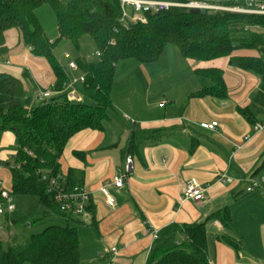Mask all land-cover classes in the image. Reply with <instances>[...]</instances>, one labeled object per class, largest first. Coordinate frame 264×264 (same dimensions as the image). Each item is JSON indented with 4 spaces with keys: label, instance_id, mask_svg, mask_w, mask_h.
<instances>
[{
    "label": "crops",
    "instance_id": "crops-1",
    "mask_svg": "<svg viewBox=\"0 0 264 264\" xmlns=\"http://www.w3.org/2000/svg\"><path fill=\"white\" fill-rule=\"evenodd\" d=\"M4 39L7 52L0 58V73L21 80L22 104L30 100V105H24L30 109L36 106L39 93L53 84L52 73L43 58L30 53L16 29L7 30ZM236 53L258 55L244 50ZM180 61L184 64L159 66L163 78H169L184 66L182 84L189 88L190 83L195 86V79L199 80L194 74L195 68L220 69L226 96L195 95L202 86L212 85L209 79L201 81L202 86L194 87L196 89L182 88L180 99L173 89H163L155 104L162 110L161 116L150 122L132 120L113 102L123 118L141 128L145 129L149 123L152 129L169 130L157 143L144 144L131 155L132 168L124 186L108 189L115 202L113 206L106 202L99 187L123 167L120 148L125 145L129 129L118 138L111 125L105 131L82 130L74 136L70 150L65 147L60 157L62 177L69 168L81 171L79 181L91 193L89 205L92 208L89 210L91 218L87 220L62 216L63 220L70 225V220L75 221L74 226L80 223L92 227L101 241L102 249L89 255L88 262L83 261L80 241L82 264H146L154 242L153 230L202 221H205L208 264H264V189L245 190L248 177H264V168L252 175L264 160V127L259 132L253 130L254 124H264V92L260 90V78L231 66L228 57ZM66 74L79 73L76 70ZM177 81L180 83V78ZM212 121L217 122L215 130L199 126L201 122ZM73 151L83 155L74 156ZM15 152L14 135L0 132V181L6 188L11 187L7 164L12 162ZM222 173L232 180L213 182L214 177ZM191 178L202 185L208 184L201 201L180 198L185 182ZM223 209L229 212L228 226H223L219 220L207 219L211 213ZM222 236L233 239L237 248L221 239ZM0 238V243L10 244L4 232ZM176 238L184 239L181 234ZM111 248H115L116 254Z\"/></svg>",
    "mask_w": 264,
    "mask_h": 264
},
{
    "label": "trees",
    "instance_id": "trees-1",
    "mask_svg": "<svg viewBox=\"0 0 264 264\" xmlns=\"http://www.w3.org/2000/svg\"><path fill=\"white\" fill-rule=\"evenodd\" d=\"M221 2L231 4L226 0ZM44 5L54 16L56 41L48 38L36 13ZM143 15L145 22L121 21L117 0H0V58L7 52L4 33L16 29L30 53L46 61L54 80L55 94L27 109L22 104L21 80L0 73V132H10L16 141L15 155L7 164L10 194L36 196L43 208L41 219L51 214L72 218L59 211L53 195L47 191L48 179L61 175L59 160L74 135L87 129L105 131L114 118L121 116L110 95L119 60L133 58L152 64L159 60L164 46L172 44L189 60L228 57L231 66L258 75L260 90L264 92V61L259 55L264 54V16L208 9L190 13L182 7ZM83 35L92 39L99 56L93 60H75L84 82L77 87L82 100L74 102L66 97L64 85L68 75L53 50L58 40H69L77 46ZM238 50L254 51L258 55H242L236 53ZM194 74L200 81L212 82L195 95L226 96L220 69L195 68ZM168 132L163 128L143 129L131 122L128 138L120 148L122 160L137 153L144 144L157 143ZM73 155L81 157L83 153L73 151ZM262 168L264 160L252 175ZM80 176V170L69 168L64 177L65 186L81 184ZM88 209L92 210L91 205ZM211 218L223 226L230 222L227 209L211 213L207 219ZM26 221L11 216L13 224ZM178 234L184 239L178 240ZM205 235V221L167 226L158 231L146 264H208ZM221 239L237 248L233 239L227 236ZM79 248L76 226L51 224L23 245L0 243V264H82Z\"/></svg>",
    "mask_w": 264,
    "mask_h": 264
},
{
    "label": "rangeland",
    "instance_id": "rangeland-1",
    "mask_svg": "<svg viewBox=\"0 0 264 264\" xmlns=\"http://www.w3.org/2000/svg\"><path fill=\"white\" fill-rule=\"evenodd\" d=\"M36 13L48 38L51 41H56L58 39V33L55 26L54 16L50 8L47 5H44L37 9ZM249 52L254 54V51ZM53 53L61 65L66 64L67 62L64 58V54L70 55L71 59L74 60L77 58L91 60L97 57L95 44L88 35L81 36L78 40L77 46L69 40H58L54 46ZM259 55L264 61V54ZM180 60H183V58L180 55L179 49L172 44L165 45L159 60L152 64H143L133 58L119 60L116 64L117 66L115 68L112 83L113 88L111 98L113 102H115V105H118L121 112L126 113L129 118H132V120L135 121L137 120L138 122L140 121L139 119L150 122L152 119L160 117L162 110L155 107V104L157 100L160 99L159 97L163 93V89H173L174 94H177L180 99L182 88L185 87L184 89L191 90L196 89L194 87L202 86V84H200L201 81H197V79H195V86L190 83L188 88L182 84V75L185 70L184 66L181 67L178 72H173L169 78L164 77L165 81L163 80V72L159 71V66H164L165 64L168 65L169 63L175 65L179 62L184 64L183 61ZM178 77L180 78V83L177 81V79H179ZM47 88L48 86L45 87V89ZM36 101L37 105L40 101L37 99ZM25 103H27L24 104L25 106L30 105V100ZM110 125L114 127L115 136L118 138L124 133V131L130 128L131 122L129 119L123 118V116L119 115L113 119ZM146 126L147 127H144L145 129H152L149 127V123H147ZM74 136L77 137L76 135ZM74 136L68 141L66 145L67 150H70L73 139L75 138ZM12 198L15 210L11 216L22 217L27 221L23 224H13L12 222L11 225H8L7 223L5 224L2 232L7 235L11 245L17 246L29 242L32 235L41 232L48 225H62L65 223L63 217L56 214H51L49 217L41 219L43 208L39 204L36 196L13 195ZM73 219L75 218L73 217ZM70 223L71 225L75 224V221L70 220ZM76 228L80 234L79 239L82 243V258L83 261H87L88 256L93 254L95 250L98 251V249H102L101 241L92 227L77 223Z\"/></svg>",
    "mask_w": 264,
    "mask_h": 264
},
{
    "label": "built area",
    "instance_id": "built-area-1",
    "mask_svg": "<svg viewBox=\"0 0 264 264\" xmlns=\"http://www.w3.org/2000/svg\"><path fill=\"white\" fill-rule=\"evenodd\" d=\"M120 4L121 21H140L145 22L143 13H156L162 10H167L170 7L182 8H198L208 9L212 11H227L231 13H242L264 16V1L260 0H226L231 4H224L221 0H117ZM99 56V53H96ZM65 72L76 71L77 64L70 55L64 54ZM84 82V75L78 74L77 76H68L64 91L66 97L70 101L80 102L81 95L77 91V87ZM53 84L47 89L41 91L37 97L40 102L47 100L54 93ZM163 102L160 104L162 105ZM199 126L207 130H215L217 126L216 121L201 122ZM263 123H256L253 125V130L259 132L263 129ZM247 139V138H246ZM132 168V156L128 155L124 159L122 168H118L111 179L99 187V192L104 196L106 202L113 206L115 204L113 197L109 193V187L120 189L124 186ZM232 179L226 174H219L214 177L213 182H230ZM246 191L251 192L259 188L264 189V177L254 178L253 176L246 179ZM208 184L202 185L195 178L187 180L181 192V200L201 201L205 198V192ZM48 192L53 195V200L61 213L65 215L80 219L87 220L91 218V212L88 207L90 204V191L82 184H75L72 187H66L64 184V177H52L48 179ZM12 195L10 189L6 188L0 181V234L5 227V224L11 225L10 216L14 212V205L12 203ZM157 230L152 231V238H157ZM111 251L116 254L115 248Z\"/></svg>",
    "mask_w": 264,
    "mask_h": 264
},
{
    "label": "water",
    "instance_id": "water-1",
    "mask_svg": "<svg viewBox=\"0 0 264 264\" xmlns=\"http://www.w3.org/2000/svg\"><path fill=\"white\" fill-rule=\"evenodd\" d=\"M188 11L190 13H199L200 12V9H198V8H190V9H188Z\"/></svg>",
    "mask_w": 264,
    "mask_h": 264
}]
</instances>
